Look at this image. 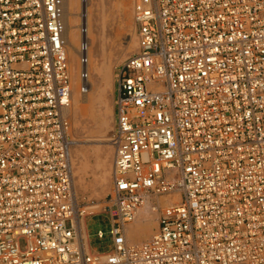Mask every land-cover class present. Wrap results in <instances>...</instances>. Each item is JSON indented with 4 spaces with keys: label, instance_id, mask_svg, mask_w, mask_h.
Listing matches in <instances>:
<instances>
[{
    "label": "built area",
    "instance_id": "1",
    "mask_svg": "<svg viewBox=\"0 0 264 264\" xmlns=\"http://www.w3.org/2000/svg\"><path fill=\"white\" fill-rule=\"evenodd\" d=\"M132 12L103 210L112 246L97 252L73 186L63 0H0V264H264V0H132ZM175 193L150 238L126 241L142 194Z\"/></svg>",
    "mask_w": 264,
    "mask_h": 264
},
{
    "label": "rangeland",
    "instance_id": "2",
    "mask_svg": "<svg viewBox=\"0 0 264 264\" xmlns=\"http://www.w3.org/2000/svg\"><path fill=\"white\" fill-rule=\"evenodd\" d=\"M93 1H96V0H93ZM101 1H103V6L101 7L103 14L105 15V17L109 16V18L106 17V22H105L106 23L105 24L106 30L104 29V33H106L105 34V38H106L105 47L107 46L106 52L108 51L107 53L110 54V57H109V54L105 53V56H103L102 57L103 59H101V62L103 63V65L105 64L103 66V68L105 67L104 71L106 70L108 73L106 72V75H105V72H104L103 77L98 79V85H97V90H96V92H97L96 98L97 99H95V103H94L95 107H93L94 109L92 111L91 116L88 117L89 119L87 120V122H86V120H83L81 117H79V112H77V109L73 108V107H72V114L73 115L71 118V136H72V145H71V157L72 158L71 159H72V170L74 172L73 173V183H75L79 179L78 178L79 174H77L75 169H76V166L83 160L82 155H83V153H85L86 154L85 155L86 161L85 160L84 161L88 164V166H87V173H85V175L83 177V181L85 184L89 183L88 184L89 189H88V191H85V192L79 191L76 196H77V201L84 208L83 218L85 219L86 217H88L86 220V224H87V230H88V234H89L90 246L92 247V249L94 251H97V252L108 251L112 246V233L110 231L112 223H111V219H110L109 214L103 212V210H105L106 195L110 192V190L112 188L111 170H112L114 149H113L111 142H110V135L112 132L113 121H114L112 111H113L115 87H116V81H115L116 80V74H117L118 68H119L122 60L125 57H127L128 55H130L131 53H133L137 47L136 37L134 36L133 38L135 41V46L133 47V50L127 51V52H122L120 54V51H122L123 48L125 49L124 46H126V44H127L126 42L129 39L128 37H130V32H129L130 31V24L133 23L132 24L133 31L135 29L134 21L132 20L131 21L132 23L128 22V21H130V17L128 15L130 12H132L131 11L132 0L127 1L128 4H130V3L131 4H130V6L129 5L125 6L124 11H123L124 6L118 5L119 0H100L99 1L100 5L102 4ZM114 5H116V6H114ZM126 14H127V17H129V18L125 17ZM130 14H131V18L133 19V15H132L133 12ZM124 19L126 21L127 20L128 21L126 22V21H124ZM126 24H127V26H126ZM124 29H125V31H124ZM123 31L125 33H123ZM126 34H128V35L126 36ZM134 35H135V33H134ZM107 41H108V43H107ZM109 43H111V44H109ZM106 64L109 67V69H107ZM91 77L93 78V76H91ZM96 102H98V103H96ZM96 107H97V109H96ZM96 110H97V113H95ZM79 118L81 120H78ZM106 122H107V125H106ZM73 123H74V125H73ZM94 124H96V125H94ZM87 135L91 136L92 138H95V139L99 138L102 141H96V142H93L91 144L81 146L79 141H77V140L83 139ZM101 137H105L104 138L105 140ZM97 142H100V143H97ZM79 147H80V149H79ZM80 152H82V155ZM106 153L110 154L109 161H108L110 174L108 176L107 188L100 189L97 185V181L100 178L101 170L98 166H95L96 165L95 162L97 160L103 159L105 157ZM163 195H165V194H161V195H158L156 197H160ZM148 196H149V198H153L152 199L153 203L156 202L152 195L149 194ZM172 200H173V202L178 201V199L176 200L175 198H172ZM156 203H158V202H156ZM156 203L154 206L157 209L160 207L162 208L164 206V204L162 202L158 203V205H156ZM149 221H142V224L140 226H142L141 228H144L143 226H147V222H148L149 223L148 228L151 230V235H150V237H151L155 231V229H153L151 227V225H154V227L156 228L157 222H156V219H154V218L150 219ZM129 224H135V220L126 223V225H129ZM140 226H139V228H140ZM99 229L102 230V232H103L102 237L98 236L97 231ZM128 240H129L128 242H135L136 241L133 239H128ZM20 243H21V245H23L24 240L21 239Z\"/></svg>",
    "mask_w": 264,
    "mask_h": 264
},
{
    "label": "bare ground",
    "instance_id": "3",
    "mask_svg": "<svg viewBox=\"0 0 264 264\" xmlns=\"http://www.w3.org/2000/svg\"><path fill=\"white\" fill-rule=\"evenodd\" d=\"M99 1L98 0H96V1L85 0V2L84 1L82 2V0H63L62 16H63L64 25H65L64 47H65V51H66V55H67L70 73H71V105H70L69 109L67 110V113L70 117V121H71V118L73 115L72 114V107H73V108L77 109V112H79V117H81L83 120H86V122H87V120L89 119L88 117L91 116V114H92V111L94 109L93 107H95L94 103H95V99H97L96 98V93H97L96 90H97V85H98V79L103 77L104 72H105V75L107 72L106 70L104 71L105 67L103 68V66L105 64L103 65V63L101 62V59H103L102 57L105 56V53L108 52V51L106 52V47H107V46L105 47V45H106L105 34L106 33H104L105 24H106L105 22H106L107 16L105 17V15L103 14L102 8H101L103 6V1H101L102 2L101 5H100ZM127 1H129V0H119V2H118V5L124 6L123 11H124L125 6H128V5L130 6V4H131V3L128 4ZM114 6H116V5H114ZM131 11H132V8H131ZM130 13H132V12H130ZM130 13L128 15L130 17V21L127 20L129 23L133 20L131 18ZM125 17H127V14ZM129 17H127V18H129ZM107 18H109V16ZM124 21H126V20L124 19ZM80 23L82 24V26L86 27V30H87L86 37H87V42H88L87 71H88L89 77L87 79V83H88L87 88L84 91H81V89H80L81 80H80V76H79L80 63H79L78 55H79V43H80V39H81V34H80V30H79ZM132 24H130V31H129L130 37H128L129 39L126 42L127 44H126V46H124L125 49L123 48V50L120 51V54L122 52H127V51L133 50V47L135 46V41H134L133 37L134 36L136 37V34L134 35L135 29L133 31ZM126 26H127V24H126ZM124 31H125V29H124ZM124 31H123V33H125ZM127 35L128 34H126V36ZM82 37H84V36L82 35ZM107 43H108V41H107ZM136 43H137V40H136ZM109 44H111V43H109ZM107 54H109V53H107ZM109 57H110V54H109ZM106 67H107V69H109L107 64H106ZM91 76H93V78ZM96 103H98V102H96ZM96 109H97V107H96ZM95 113H97V110ZM112 114H113V111H112ZM78 120H81V119L79 118ZM73 125H74V123H73ZM94 125H96V124H94ZM106 125H107V122H106ZM101 138L104 139L105 137H101ZM77 141H79L81 146H84V145H88V144H91L93 142L102 141V140H100L99 138L95 139V138H92L91 136L87 135L83 139H79ZM97 143H100V142H97ZM79 149H80V147H79ZM80 153L82 155V152H80ZM85 155L86 154L83 153V155H82L83 160L76 166V169H75L77 174H79V176L77 175L79 179L77 178L78 180L75 183H73L74 191H75L76 195L79 191L85 192V191H88V189H89V185H88L89 183L85 184L83 181V177H84L85 173H87V166H88V164L85 162L86 161ZM109 157H110V154L106 153L105 157L103 159L97 160L95 162V164H96L95 166H98L101 170L100 178L97 181V185L100 189L107 188V186H108V176L110 174L109 163H108ZM71 165H72V159H71ZM73 173L74 172L72 170V175H73ZM111 178H112V176H111ZM173 198H175L177 200V199H179V195L177 193H175V194H173ZM152 199L153 198H149V196L147 194H142V201L138 205L137 210L135 211V217L132 220V221L135 220V224H129V225L125 224L124 225V232H125L126 241H129L128 239L140 241V240L149 238L151 235V230L148 228L149 223L147 222V226H143L144 228H141L142 226H140V225L142 224V221H149L152 218H154V219L157 218L158 211H157V208L154 206L156 202H158V203L162 202L164 205L167 204V202H169V201L173 202V200L170 199L169 195H167V194L160 196V197L155 196L154 197V200L156 201V202L154 201L155 203L152 202ZM158 203H156V205H158ZM139 226H140V228H139ZM80 227H81V234H83L87 238L86 225H85L83 218H81Z\"/></svg>",
    "mask_w": 264,
    "mask_h": 264
},
{
    "label": "crops",
    "instance_id": "4",
    "mask_svg": "<svg viewBox=\"0 0 264 264\" xmlns=\"http://www.w3.org/2000/svg\"><path fill=\"white\" fill-rule=\"evenodd\" d=\"M87 218H88V217L85 218V221L87 220ZM83 219H84V218H83ZM85 221H84V222H85ZM85 225H87V224H85ZM151 227H152L153 229H155L154 225H151ZM86 229H87V227H86ZM86 232H87V234H88V230H87ZM88 241H89V234H88ZM91 248H92V247H91Z\"/></svg>",
    "mask_w": 264,
    "mask_h": 264
}]
</instances>
